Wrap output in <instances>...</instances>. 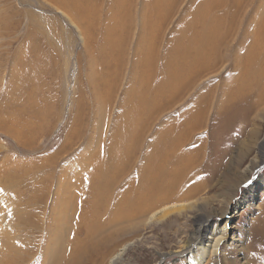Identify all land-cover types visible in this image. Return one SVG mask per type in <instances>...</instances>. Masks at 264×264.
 Listing matches in <instances>:
<instances>
[{
  "label": "rangeland",
  "instance_id": "obj_1",
  "mask_svg": "<svg viewBox=\"0 0 264 264\" xmlns=\"http://www.w3.org/2000/svg\"><path fill=\"white\" fill-rule=\"evenodd\" d=\"M259 18L264 20V0H0V210L20 207L25 184L33 180H80L65 170L92 165L99 149L107 155L112 133L146 129V144L155 131L167 130L180 146L193 137L190 156L197 154L200 137L201 155L190 161L201 167L188 170L183 184L194 194L182 199L186 209L143 220L115 238L106 246L112 250L105 264L122 248L116 264H188L194 256L184 253L185 246L197 223L221 227L225 220L218 215L225 206L233 216L222 251L236 264H264V153L262 164L247 172L248 179L244 175L258 142H264V113L252 123L256 141L237 161L254 112L220 122L212 110L208 123L194 126L195 117H187L193 92L215 95L224 88L221 76L229 73L230 62L213 69L216 53L241 49L252 38L247 24ZM122 37L126 46L116 79L117 54L110 52L117 48L110 45ZM186 81L200 89L193 91L195 85L183 97ZM134 174L114 189H126ZM246 179L255 187L253 195ZM9 230L15 235L14 227ZM205 262L216 264L215 257Z\"/></svg>",
  "mask_w": 264,
  "mask_h": 264
},
{
  "label": "bare ground",
  "instance_id": "obj_2",
  "mask_svg": "<svg viewBox=\"0 0 264 264\" xmlns=\"http://www.w3.org/2000/svg\"><path fill=\"white\" fill-rule=\"evenodd\" d=\"M254 19L247 24V30H251L248 35L252 38L241 41V49L230 48L216 53L213 69L222 66L226 61L230 62L229 73L221 76L224 88L219 89L220 92L215 95L207 93L202 96V90L193 92L195 94L191 101L194 105L189 112L190 115L187 116L195 117H193L194 122L190 121L191 125L208 123V115L212 110L219 113L220 122L230 117L236 121L242 116H247L249 110V114L254 112L250 120L251 124L253 122L256 124L255 117L264 113V107H261L264 104V20L259 18L254 21ZM128 22L126 23L129 24ZM123 37L121 42L110 45L117 48V51L113 49L110 54L116 53L117 60L120 61H117L116 79L123 65V52L126 46V43H123ZM141 48L147 49V46L141 45ZM197 85L190 81L184 82L180 89L183 90V97L188 96L190 89L194 86L193 91L200 89ZM244 108L245 111L242 113ZM138 130L133 128L129 132L112 133L109 140L110 151L107 155L105 150L99 149L97 157L91 160L92 165L91 163L72 164L69 170H65L64 173L67 176L70 174L80 176L78 181L68 178L54 183V179L41 178L26 183L24 192L21 194L20 207L11 209L8 213L0 210V221L6 219V222L0 223V264H27L28 262L31 264H105V259L112 250V247H107L115 238L137 229L143 220H159L175 211L180 212L186 209L183 203L185 200L182 199L193 195L194 192L183 188L184 178L187 177L188 170L193 173L194 169L201 167L194 163L198 166L195 168L190 161V158L201 155L200 137L196 144L197 154L190 156L189 148L194 146L195 141L192 140L193 137L180 146L178 139L169 138L165 129L166 131L162 132L155 131L154 137L152 136L151 139L149 137V141L144 144L146 129L141 132H139L141 129ZM255 134L257 131L252 124L246 133V139L238 145L236 161L240 159L244 151H247V146L256 141ZM191 135V133L187 134L186 139H189ZM258 143V152L247 166L245 177L262 164L264 142ZM137 158H140L141 162H136ZM131 172L137 175L134 174V179L127 181L126 189L121 188V185L124 186L125 183L124 178ZM119 182L121 185L114 189V185L116 183L118 185ZM248 182L249 180L245 181L247 193L252 194L255 187ZM89 193L92 198L90 203L86 201ZM205 199L201 202L203 205L206 203ZM245 202H248V196H245ZM76 203L78 206L75 207ZM231 209L225 206L223 212L219 213L218 217L224 218L225 221L216 229L210 230L207 220L197 221L196 229L191 237L193 239L190 238L185 246L184 253L194 256L188 264L201 262L206 264V258L212 259V257H215L216 264H236L237 260L231 259V253L221 249L228 236L229 223L233 216ZM215 213L218 214V212ZM11 227L15 228V235L11 234L9 230ZM229 244L231 248L233 243ZM122 252L124 248L109 258V264H116ZM251 255L248 254V259H251ZM247 264L251 262L247 261Z\"/></svg>",
  "mask_w": 264,
  "mask_h": 264
}]
</instances>
